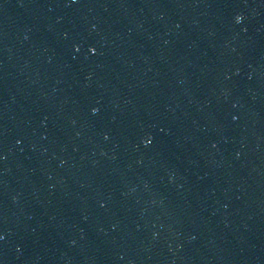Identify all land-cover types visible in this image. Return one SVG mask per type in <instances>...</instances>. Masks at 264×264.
I'll return each instance as SVG.
<instances>
[{
  "label": "water",
  "instance_id": "1",
  "mask_svg": "<svg viewBox=\"0 0 264 264\" xmlns=\"http://www.w3.org/2000/svg\"><path fill=\"white\" fill-rule=\"evenodd\" d=\"M0 264H264V0H0Z\"/></svg>",
  "mask_w": 264,
  "mask_h": 264
}]
</instances>
